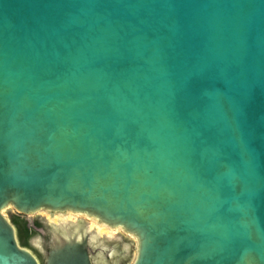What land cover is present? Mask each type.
Returning a JSON list of instances; mask_svg holds the SVG:
<instances>
[{
  "label": "water",
  "instance_id": "95a60500",
  "mask_svg": "<svg viewBox=\"0 0 264 264\" xmlns=\"http://www.w3.org/2000/svg\"><path fill=\"white\" fill-rule=\"evenodd\" d=\"M10 210L42 264H264V0H0V264H41Z\"/></svg>",
  "mask_w": 264,
  "mask_h": 264
},
{
  "label": "flooded vegetation",
  "instance_id": "af4514ba",
  "mask_svg": "<svg viewBox=\"0 0 264 264\" xmlns=\"http://www.w3.org/2000/svg\"><path fill=\"white\" fill-rule=\"evenodd\" d=\"M67 217L73 218L74 216L68 215ZM24 219L27 222V226L29 228H32L33 230H35L36 233H37V235H35L34 237L30 238L31 244H32V241L37 240V239H40L47 246L48 245V241H49L50 234H49L47 228L44 226V224L39 220V218L38 217H35L33 219H28V218H24ZM75 219H77V218L75 217ZM69 220H71V219H69ZM89 222L92 223V227H89L88 226V230H90V231L93 230L94 231V234L95 235L93 236V242H95V243H97L96 241L100 240V238H98V237H100L102 234H106L107 236L113 237L114 235H116V234L119 233V231H117V230H109L107 228L100 227V226L96 225L92 221H89ZM36 237H37V239H34ZM32 239H34V240H32ZM30 240H29V247H28V249L31 250L36 255V257H37V254L41 257V255L38 252H36V251H34L32 249L33 247H31V245H30ZM91 254L93 256H96V254H98V250L92 249ZM119 259H121V257ZM39 261L42 264V260H39ZM124 263H125V260L122 259L121 262H120V264H124Z\"/></svg>",
  "mask_w": 264,
  "mask_h": 264
},
{
  "label": "trees",
  "instance_id": "16d2710c",
  "mask_svg": "<svg viewBox=\"0 0 264 264\" xmlns=\"http://www.w3.org/2000/svg\"><path fill=\"white\" fill-rule=\"evenodd\" d=\"M11 221L13 225L16 227L20 244L23 247L28 248L30 238L37 235L36 231L27 226V222L24 218L16 216V217H13ZM37 257L39 258V260H42L38 254H37Z\"/></svg>",
  "mask_w": 264,
  "mask_h": 264
},
{
  "label": "rangeland",
  "instance_id": "374dc122",
  "mask_svg": "<svg viewBox=\"0 0 264 264\" xmlns=\"http://www.w3.org/2000/svg\"><path fill=\"white\" fill-rule=\"evenodd\" d=\"M42 215H44V217H45L46 219L49 217L47 214H42ZM8 216H9L10 219H12L13 217H16V216H19V217H21V218H28V219H33V218H35V216H29V217L21 216V215L17 214V213H16L15 211H13V210H10V211H9ZM69 219L74 220L75 217H73V218H69V217L66 216V217H62V218H60V219L57 218V217H53V218L51 219V221H54V222H60V221H68ZM85 221H87V220H85ZM87 224H88L89 227H92V223H90L89 221H87ZM122 238H123L125 241L129 240V238L126 237L125 235H122ZM34 239H37V237L34 238ZM34 239H32V240H34ZM49 242H50V236H49V241H48V243H49ZM30 245H31V247H33L32 249H33L34 251L38 252V253L41 255V258H42V257H43L42 253H40V251H39L38 248L34 247V246L31 244V240H30ZM133 253H134V252H132V254H133ZM131 260H132V258L129 259V261L125 262L124 264H130Z\"/></svg>",
  "mask_w": 264,
  "mask_h": 264
},
{
  "label": "bare ground",
  "instance_id": "6f19581e",
  "mask_svg": "<svg viewBox=\"0 0 264 264\" xmlns=\"http://www.w3.org/2000/svg\"><path fill=\"white\" fill-rule=\"evenodd\" d=\"M4 214V213H3ZM49 217L47 218V220H48V222L55 228H57V226L58 225H60L59 224V222H54V221H51V219L53 218V217H57V218H62V217H65V216H68V215H53V216H50L49 214H47ZM60 222H66V221H60ZM93 222V221H92ZM95 223V222H94ZM96 225H98L97 223H95ZM98 226H100V225H98ZM100 227H104V226H100ZM105 228V227H104ZM88 231H90V230H88ZM74 233L76 234V231H74ZM103 235V234H102ZM101 235V236H102ZM106 235V234H105ZM115 236V235H114Z\"/></svg>",
  "mask_w": 264,
  "mask_h": 264
}]
</instances>
